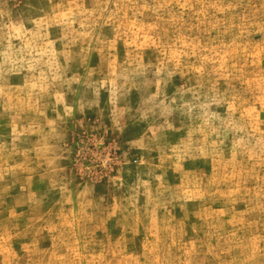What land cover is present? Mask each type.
Segmentation results:
<instances>
[{
	"label": "rangeland",
	"instance_id": "374dc122",
	"mask_svg": "<svg viewBox=\"0 0 264 264\" xmlns=\"http://www.w3.org/2000/svg\"><path fill=\"white\" fill-rule=\"evenodd\" d=\"M0 264H264V0H0Z\"/></svg>",
	"mask_w": 264,
	"mask_h": 264
}]
</instances>
